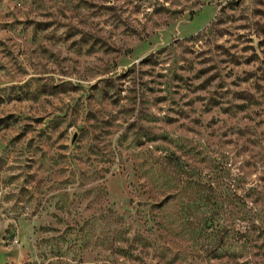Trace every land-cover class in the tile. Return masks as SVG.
Instances as JSON below:
<instances>
[{
	"label": "rangeland",
	"instance_id": "1",
	"mask_svg": "<svg viewBox=\"0 0 264 264\" xmlns=\"http://www.w3.org/2000/svg\"><path fill=\"white\" fill-rule=\"evenodd\" d=\"M0 264H264V0H0Z\"/></svg>",
	"mask_w": 264,
	"mask_h": 264
}]
</instances>
